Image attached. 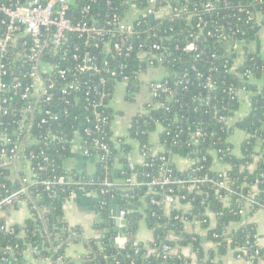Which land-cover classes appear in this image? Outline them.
Listing matches in <instances>:
<instances>
[{
  "label": "trees",
  "instance_id": "1",
  "mask_svg": "<svg viewBox=\"0 0 264 264\" xmlns=\"http://www.w3.org/2000/svg\"><path fill=\"white\" fill-rule=\"evenodd\" d=\"M99 1L101 8L96 9V12L101 13L118 11L123 14L132 5L141 9L148 5L147 0H111L110 6L106 5L107 0ZM166 1L177 6L186 5L197 16L188 19L185 15L183 19L173 22L166 19L162 22V29L168 31V38L163 45L169 48L170 56H166L171 60L166 75L170 90L158 97L160 105L155 111L134 116L128 129V136L146 153V162L136 165L127 158L131 146L126 143V138H117V143L114 141L113 121L123 113L112 108L113 97L104 98L108 107L102 110L108 117L105 140L109 142L111 152L100 151L99 155L108 157L97 163L96 174L86 175L82 180L80 173L67 165L72 155L70 145L40 138V134L45 133L51 125H43L42 128L35 125L33 135L23 148L24 156L30 159L36 173L35 181L29 184L31 196L20 195L12 203H16L18 199H26L31 217L21 227L9 225L0 215V227L7 226L6 230H0V264H30L26 258L29 246L35 247V257L39 260H49L52 264L68 262L66 247L71 242L80 241L82 230L71 227L65 221L64 207L67 200L82 188L96 193L95 207L101 214L105 215L110 211L111 203H118L126 211V226L120 230V235L126 239L125 245H117L119 229L90 238L85 243L90 253L84 257V264H191L192 261L196 264H218L217 258L225 255L229 249H235L237 256L257 263L264 254L256 244L255 225L242 222L243 216L239 211L243 208V203L235 201L237 196L247 194L250 187L255 185L258 191L255 200L264 205V161L254 171L244 170V166L253 163L257 149L264 158V50L245 51L238 66L235 64L238 53L228 50L229 43L253 42L258 22L249 19V15L240 11V8L247 6L248 10L264 15V0ZM208 2L217 7L214 12L204 11L203 6ZM199 18L203 21L201 27H198ZM157 23L158 21L151 18L147 19L148 25L156 26ZM197 35L198 40L193 38ZM193 40H197V51H184L183 48ZM85 41V38L79 40L81 43ZM176 46L180 49L177 50ZM14 48H11V53ZM101 61H108L109 65L117 67L124 65V75L119 77V81L126 76L130 86L138 83L137 71L142 64L136 57H107L99 59L100 64ZM105 78L106 84L100 90H111L114 95L116 82L106 73ZM209 80L213 84L212 88L205 86ZM93 81L96 82L97 78L94 77ZM85 90V86H82L80 91L74 93L71 98L76 96L78 99H73L69 113L60 117L58 123L62 125L60 131L66 134V138H74L77 131L83 142H87L89 148L95 150L97 148L92 142L93 137L101 138V135L95 134L92 137L84 132L89 126L85 118H92L94 114L90 101L85 99ZM239 91L249 93V112L243 120L230 122L228 118L235 117L242 104ZM19 95L20 92L2 96L7 97L10 103L9 114L3 116L0 113V131L5 129L13 142L19 139L12 132H21L14 122L20 119L17 111L29 104L22 101ZM35 122L37 124V117ZM53 125L52 128L57 129ZM159 126L164 128L160 134L161 147L154 152L151 136ZM193 127H197L204 135L195 138L191 133ZM236 129L242 130L246 135L241 144V156L232 152L231 137ZM213 150L217 152L220 162L231 167L226 172L227 180L234 191L229 205L222 200L226 191L216 190L223 175L214 169V156L211 153ZM32 151L35 156L33 160L30 158ZM177 152H184L196 165L182 170L174 159ZM38 162L42 164L41 169L37 166ZM167 170L172 171L171 182L164 187L154 186L149 191L148 184L152 179ZM26 175L28 174L23 170L14 173L11 169L0 168V201L16 194L23 187V178ZM61 175L66 176L67 183L54 186L50 190L41 183ZM133 175L136 176L138 185L128 194L134 197L126 196L118 190H113L111 197L101 193L100 185L86 184L96 181V178L101 182L121 181ZM196 177H208L209 180L192 186ZM167 194L178 197L180 203L175 204L170 212L163 204ZM9 207L3 206L1 210L5 211ZM259 208L255 205L248 214ZM183 218L199 221L208 230V239L216 247L205 249L200 236L185 231ZM213 218L216 226L211 228L210 222ZM143 221L155 232V239L151 242H137L134 238L140 222ZM233 221H241V227L235 232H229L227 224ZM188 245L193 248L192 257L183 253V248ZM165 246L169 249L165 250Z\"/></svg>",
  "mask_w": 264,
  "mask_h": 264
},
{
  "label": "built area",
  "instance_id": "2",
  "mask_svg": "<svg viewBox=\"0 0 264 264\" xmlns=\"http://www.w3.org/2000/svg\"><path fill=\"white\" fill-rule=\"evenodd\" d=\"M147 1L146 7L141 9L132 5L129 11L121 14L118 11L96 12V9L101 8L99 0L83 2L77 0H0V98L7 93L16 95L20 92V99L29 102L26 107L23 106L17 111L20 119L14 121L21 132H12V135L17 136L19 140L13 142V138L8 135L5 129L0 131V168L11 169L14 173L23 170L28 174L23 178V187L16 194L0 201V215L2 207L12 205L15 198L23 194L31 196L29 184L35 181L36 173H34L30 159L24 156L23 148L26 141L33 135L35 125H38L39 128H42L43 125H51L45 133L40 134V138L62 145H70L72 153L81 151L87 157L95 156L97 163L108 157L99 155L100 151L111 152L110 144L105 140L108 117L102 110L108 107L104 98H114V95L111 90H100L107 81L105 73L116 82L114 94L119 87L125 89L129 98H137L141 91H146L145 109L138 114L139 116L155 111L160 105L157 101L158 97L170 90V83L166 79V75L171 62L168 58L170 56L169 48L163 45L164 40L168 38L166 35L168 31L162 29V22L166 19L170 22L183 19L185 15L190 19L197 14L189 11L186 5H173L166 0ZM111 4V0L106 1L107 6ZM216 8L212 2L203 6L207 13L214 12ZM240 11L249 15L251 20H257V15L261 14L248 10L247 6H241ZM152 17L155 22L158 21L156 26L147 24V19H152ZM202 23V18H199L198 27H201ZM208 34L212 35L210 32ZM84 38L86 39L84 43L79 42ZM193 38L198 40L199 36H193ZM197 40L190 41L183 50L197 51ZM249 45L229 43L228 50L236 51L239 55L235 62L236 65L241 63L245 51H252ZM11 48L15 49L13 53L10 52ZM176 49L179 50L180 47L176 46ZM117 56H134L141 62L142 67L137 71L138 83L130 86L126 76L124 80L119 81V77L124 75V65L117 67L113 64L109 65L108 61L99 63V59L107 57L113 59ZM94 77L97 78L96 82L93 81ZM82 86L86 88L85 99L90 101L91 107L94 109L93 117L85 118V122L89 126L85 128L84 132L92 137L95 134L101 135V138L93 137L92 142L97 148L95 150H91L87 142H83L77 131H75L74 138H66V134L60 131L62 125L58 123L60 117L69 113L76 96L73 99L71 97L80 91ZM205 86L212 88L213 84L209 80ZM55 95L58 96L55 97ZM238 95L242 101L244 96H247L249 100V93L245 91H239ZM77 99L76 97L75 100ZM1 100L0 113L3 116L8 115L9 99L2 97ZM228 121H233V117H229ZM54 123L57 126L55 130L52 128ZM0 125H2L1 120ZM158 129L164 130L162 126H159ZM191 133L195 138L204 135L197 127H193ZM192 139L194 138L192 137ZM33 142L36 140L33 139ZM11 144H13L12 147ZM153 151L157 152L158 150L154 149ZM256 152L258 153L254 159L258 156L264 161L258 149ZM140 153L141 164H144L146 153L141 149ZM211 153L214 156V162L219 161L217 152L213 150ZM30 158L35 159L33 151ZM186 158L189 165L186 168H181L182 170L190 169L196 165L193 160ZM41 165V162L37 163L39 169H41ZM171 172V170H167L154 177L148 184L149 191H152L153 187L157 185L163 187L168 185L171 182ZM217 172L223 175V180L217 183L216 190L217 192L221 189L226 191L222 200L229 205L234 191L227 180V171ZM86 175L92 176L80 173L81 180ZM207 180H209L208 177L204 179L196 177L192 181V186H197L198 183ZM41 183L47 190H50L54 186L67 183V178L65 175L54 176L51 180H43ZM86 184L88 186L100 185L101 193L109 194L111 197H113V190L134 197L128 193L138 185L135 175L121 181L105 180L101 182L99 178H96V181L92 180ZM257 193L256 186L252 185L247 194L236 197V202L243 203V208L239 211L243 217L255 205L259 206V209H264V205L255 200ZM163 204L170 212L175 204L180 205L179 198L167 194L163 199ZM118 219L120 231L126 226V211L121 206ZM183 221L185 224L189 222L186 218L185 220L183 218ZM6 229V225L0 227V230ZM125 242L126 239L123 237L117 241V244L124 246ZM167 249L169 247L165 246V250Z\"/></svg>",
  "mask_w": 264,
  "mask_h": 264
},
{
  "label": "crops",
  "instance_id": "3",
  "mask_svg": "<svg viewBox=\"0 0 264 264\" xmlns=\"http://www.w3.org/2000/svg\"><path fill=\"white\" fill-rule=\"evenodd\" d=\"M257 21L258 25L256 29L255 39L249 45V48L260 52L264 50V15L258 14ZM238 62L240 63V59ZM120 89L123 91V97L126 101H138V106L136 111L132 114L123 113V115L121 116H116L113 121V133L115 136L113 139L117 143V138H126V143L131 146V150L128 151L127 158L132 163L139 165L142 162L140 148L137 142L128 136V129L130 127L131 119L143 112V110L145 109L144 106L147 101L146 91H141L137 98H129V96L126 94L125 89L123 87H119L117 90ZM249 106V100L247 99V96H244L238 113L235 117H233V122L236 123L246 118L249 112ZM117 111L120 112V110ZM161 132L162 130L158 129L151 136V142L155 150H158L161 147L159 143ZM245 136V133L240 129H236L232 134L231 142L233 144V152L237 156H241L242 154L241 144ZM174 159L176 164L180 168H186L189 165V162L183 152H177ZM261 163L262 159L257 156L256 159H254V162L244 169L246 171H254L261 165ZM67 165L75 168L81 174L92 175L96 172L97 169V158L95 156L87 157L81 151H74L70 159L67 161ZM214 168L216 171L226 172L229 171L231 167L228 164L217 161L214 164ZM96 198L97 195L95 193L79 189L65 203V221L71 227H79L82 230L80 241L71 242L66 247V259L68 260V262H66L65 264H84V257L90 253V251L86 248L85 243L90 238L98 237L104 232L106 233L107 231H111L113 229H119L118 226L115 225L116 218L113 216L115 206H112L111 204L110 211L107 214L103 215L95 207ZM114 204L120 206L118 203ZM1 216L6 219L9 225H19L23 227L26 220L31 217L27 200L18 199L16 203L10 205L9 209L2 211ZM242 222L255 225L257 233L256 244L264 253V209H257L254 212L247 214L246 216L242 217ZM242 222H229L227 224V231L235 232L241 227ZM215 226L216 220L213 218L210 222V227L214 228ZM185 231L189 234L200 236L202 242L204 243L205 249H214L216 247L215 243L208 239V230L204 229L199 221L193 220L187 222L185 224ZM118 233L119 234L117 237V241L123 238L120 235L121 232L119 231ZM134 238L137 242H151L155 239V232L147 225L146 222L143 221L140 222L135 232ZM183 253L186 256L192 257L194 255V252L191 245L183 248ZM26 258L30 264H52V262L49 260L42 261L37 259L35 257L34 246H29L26 252ZM217 262L218 264H264V254L258 259L257 263H254L253 261H250L245 257L237 256L235 249H229L225 255L217 258ZM191 264H196V262L192 261Z\"/></svg>",
  "mask_w": 264,
  "mask_h": 264
},
{
  "label": "rangeland",
  "instance_id": "4",
  "mask_svg": "<svg viewBox=\"0 0 264 264\" xmlns=\"http://www.w3.org/2000/svg\"><path fill=\"white\" fill-rule=\"evenodd\" d=\"M123 96H124L123 91L121 89L115 91L114 99L112 102V108L114 109V111L120 110L122 113H125V114L134 113L137 109L138 101L128 102L125 100ZM116 98H117V105H116Z\"/></svg>",
  "mask_w": 264,
  "mask_h": 264
},
{
  "label": "water",
  "instance_id": "5",
  "mask_svg": "<svg viewBox=\"0 0 264 264\" xmlns=\"http://www.w3.org/2000/svg\"><path fill=\"white\" fill-rule=\"evenodd\" d=\"M152 19H153V17H152ZM112 206H115V210H114V217L116 218L115 219V225L116 226H119V223H120V221H119V219H118V217H119V215H120V206H117V205H115L114 203H112ZM205 240V239H204ZM118 245V244H117Z\"/></svg>",
  "mask_w": 264,
  "mask_h": 264
}]
</instances>
